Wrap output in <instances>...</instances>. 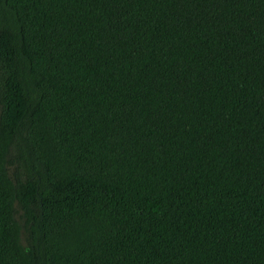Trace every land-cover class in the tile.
I'll list each match as a JSON object with an SVG mask.
<instances>
[{
	"label": "trees",
	"instance_id": "1",
	"mask_svg": "<svg viewBox=\"0 0 264 264\" xmlns=\"http://www.w3.org/2000/svg\"><path fill=\"white\" fill-rule=\"evenodd\" d=\"M0 264H264V0H0Z\"/></svg>",
	"mask_w": 264,
	"mask_h": 264
}]
</instances>
